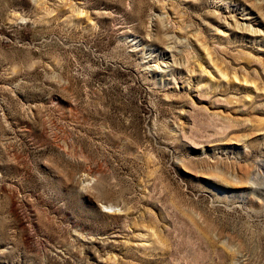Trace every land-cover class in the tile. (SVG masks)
<instances>
[{"label": "rangeland", "instance_id": "1", "mask_svg": "<svg viewBox=\"0 0 264 264\" xmlns=\"http://www.w3.org/2000/svg\"><path fill=\"white\" fill-rule=\"evenodd\" d=\"M0 264H264V0H0Z\"/></svg>", "mask_w": 264, "mask_h": 264}]
</instances>
